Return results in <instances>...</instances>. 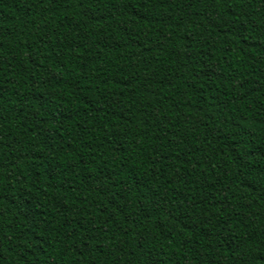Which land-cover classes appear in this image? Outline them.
Segmentation results:
<instances>
[{
	"label": "trees",
	"instance_id": "obj_1",
	"mask_svg": "<svg viewBox=\"0 0 264 264\" xmlns=\"http://www.w3.org/2000/svg\"><path fill=\"white\" fill-rule=\"evenodd\" d=\"M0 264H264V0H0Z\"/></svg>",
	"mask_w": 264,
	"mask_h": 264
}]
</instances>
